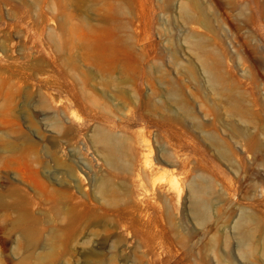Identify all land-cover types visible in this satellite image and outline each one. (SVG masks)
<instances>
[{
    "label": "rangeland",
    "instance_id": "374dc122",
    "mask_svg": "<svg viewBox=\"0 0 264 264\" xmlns=\"http://www.w3.org/2000/svg\"><path fill=\"white\" fill-rule=\"evenodd\" d=\"M0 264H264V0H0Z\"/></svg>",
    "mask_w": 264,
    "mask_h": 264
}]
</instances>
